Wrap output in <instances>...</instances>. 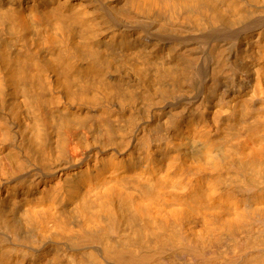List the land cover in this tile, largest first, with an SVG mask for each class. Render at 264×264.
<instances>
[{
    "label": "bare ground",
    "instance_id": "obj_1",
    "mask_svg": "<svg viewBox=\"0 0 264 264\" xmlns=\"http://www.w3.org/2000/svg\"><path fill=\"white\" fill-rule=\"evenodd\" d=\"M0 264H264V0H0Z\"/></svg>",
    "mask_w": 264,
    "mask_h": 264
}]
</instances>
